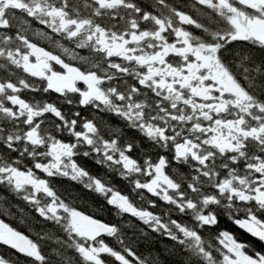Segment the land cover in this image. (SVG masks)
I'll return each mask as SVG.
<instances>
[{"label":"snow or ice","instance_id":"6c2138e0","mask_svg":"<svg viewBox=\"0 0 264 264\" xmlns=\"http://www.w3.org/2000/svg\"><path fill=\"white\" fill-rule=\"evenodd\" d=\"M0 217V264H264V0H0Z\"/></svg>","mask_w":264,"mask_h":264},{"label":"trees","instance_id":"16d2710c","mask_svg":"<svg viewBox=\"0 0 264 264\" xmlns=\"http://www.w3.org/2000/svg\"><path fill=\"white\" fill-rule=\"evenodd\" d=\"M90 212L91 211H93V208H89L88 209ZM102 216H103V218L105 219V220H107L108 219V216L106 215V214H101ZM0 218H3L4 220H5V222H10V223H12L13 224V226H15V227H17L19 230H21V231H26L24 228H23V226H21L20 224H19V222L17 221V220H13L11 217H0ZM225 224H227V221H225ZM234 227V226H233ZM241 238H248V237H246L245 235H243V234H241Z\"/></svg>","mask_w":264,"mask_h":264},{"label":"flooded vegetation","instance_id":"af4514ba","mask_svg":"<svg viewBox=\"0 0 264 264\" xmlns=\"http://www.w3.org/2000/svg\"><path fill=\"white\" fill-rule=\"evenodd\" d=\"M10 223V222H9ZM10 224H12V223H10ZM13 225V224H12ZM4 251V248H3V246H0V252H3Z\"/></svg>","mask_w":264,"mask_h":264}]
</instances>
